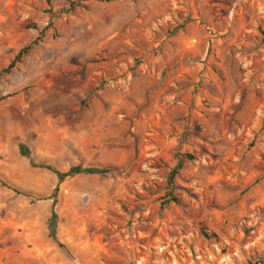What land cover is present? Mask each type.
<instances>
[{"label":"rangeland","instance_id":"obj_1","mask_svg":"<svg viewBox=\"0 0 264 264\" xmlns=\"http://www.w3.org/2000/svg\"><path fill=\"white\" fill-rule=\"evenodd\" d=\"M72 2L0 0V70L41 38L0 78V264L257 261L264 0ZM31 163L114 170L59 186L62 247Z\"/></svg>","mask_w":264,"mask_h":264},{"label":"trees","instance_id":"obj_2","mask_svg":"<svg viewBox=\"0 0 264 264\" xmlns=\"http://www.w3.org/2000/svg\"><path fill=\"white\" fill-rule=\"evenodd\" d=\"M88 1H93V2H97V3H111V2H115L117 0H77V2H72L69 5V8L65 11L66 12H72L76 9V7L79 5V3L88 2ZM40 39L41 38H37L31 44H29L28 46L21 49L17 53V55L13 58V60L11 62L4 69L0 70V78L5 76V75H9L11 73V71L15 68V66L20 63L21 59L27 55V53L32 49V47L38 41H40ZM263 39H264V34H263ZM19 149H20V154L22 156H25L28 158V151L22 146ZM181 164H182V160L178 159L176 166L174 167V169L171 171V173L169 175V186H171V182H172L173 178L176 176L177 172L179 171ZM30 165L32 167H35V168H39V169L49 171L52 174H54L56 177L57 182H56V185H55L54 190H53V202L51 205L50 218L48 220L47 229H48V233H49V238L53 242L57 243L59 247H62V245L59 244L57 242V239H56L57 216L54 212L55 197L58 193L59 186L63 183V181L65 179L72 178V177L77 176V175L106 177L107 175H110L111 173H113L114 170H112V169H100V168L81 169L80 167H74V168H70L68 171H66L64 173H60V172L54 170L50 165H46V164L33 165L32 163ZM166 203L167 202H165V204ZM201 234L204 237L215 238V236L213 234L207 232L205 229L201 230ZM248 264H264V255H261L257 261H255L253 263H248Z\"/></svg>","mask_w":264,"mask_h":264}]
</instances>
